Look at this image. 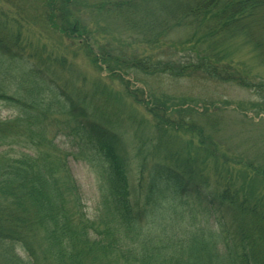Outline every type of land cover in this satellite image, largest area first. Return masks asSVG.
Segmentation results:
<instances>
[{"label": "trees", "instance_id": "trees-1", "mask_svg": "<svg viewBox=\"0 0 264 264\" xmlns=\"http://www.w3.org/2000/svg\"><path fill=\"white\" fill-rule=\"evenodd\" d=\"M4 1L56 36L72 58L34 45L30 28L1 11L0 105L13 114L0 119V264H264L261 157L229 163L212 131L185 119L193 111L168 106L145 82L198 76L264 94V79L252 81L227 52L242 43L264 67V0ZM99 17L159 49L189 34L194 55L160 60L126 51L131 44L99 36L105 30ZM77 53L104 67L121 92L101 77L77 74ZM261 104L255 109L264 114ZM128 132L138 174L131 192L124 172ZM59 136L101 171L102 192L90 216L69 151L55 143Z\"/></svg>", "mask_w": 264, "mask_h": 264}, {"label": "rangeland", "instance_id": "rangeland-1", "mask_svg": "<svg viewBox=\"0 0 264 264\" xmlns=\"http://www.w3.org/2000/svg\"><path fill=\"white\" fill-rule=\"evenodd\" d=\"M1 11L7 13L8 17L10 13L11 17L16 18L17 16L26 27L30 28L32 34H29L28 38L34 45H46L54 52L66 55L68 59L72 58V52L70 54L65 53V45L60 47L59 45L62 42H59L56 36L35 27L30 18L20 13L11 4L5 3L4 0H0V13ZM98 23L102 29L105 28L104 31L99 32V36L107 39L115 46H121L122 44L129 46L131 44L129 49H124L126 51L133 49H138L141 52L146 51L148 54H154L153 56L160 60L170 58L174 55L179 58L193 57L194 55V52L189 50L191 45L187 44L189 42H191L189 44L194 43L195 38H190L189 34L181 33L173 36L171 41L175 45L174 48L159 49L144 42L140 43L142 40L140 34L135 31L122 29L121 24H118L117 21H110L105 17H99ZM227 48V52L232 55L231 58L237 63H241V67H244V70L249 73V78L253 79L252 81L258 78L264 79V67H261L255 59H252L249 50L244 48L242 43H231ZM76 56L73 67L77 74L81 73V76L86 78V81H93L101 77L103 83L108 85V87L114 91L121 92L119 86L108 79L104 67H101L102 71H100L93 65H90V62L84 54L77 53ZM61 75L63 79L67 78L63 73ZM197 77L184 78L177 81L167 78L147 79L145 80L147 85L146 89L165 101L168 106H176V104H179L178 108L182 111H193L191 117L185 116V119L192 120L198 123V125L205 127L208 134L212 131V139L226 154L229 163H238L242 159L243 161H247L248 159L255 160L256 156H260L261 159L257 162L264 165V121L260 123V120H264V114L259 113L258 109H255L262 107L261 102L264 101V94H255L237 87L209 83ZM130 81L135 88H141L140 84L133 82L132 77ZM83 85L87 89L85 84ZM190 112L185 113L189 115ZM12 114L13 112L11 110L4 109L0 105L1 120L9 119ZM257 114L260 115L257 116ZM209 121L216 123L215 128L217 129L215 132H213L210 126L207 127L206 124ZM176 137H183L181 140L183 142L189 139L188 136L185 137L182 134ZM55 143L59 149L66 151H69L72 145L70 139L61 136L56 139ZM133 145V133L128 132L125 135L123 147L129 161V166L125 167L124 172L129 183L130 192L134 185H136L138 179L134 162L130 161L133 158ZM68 153L69 157L67 158V162L69 170L80 189L83 210L90 216L97 207L102 192L101 171L99 166L86 153H80L75 148H72ZM166 211L168 210H165L163 214ZM190 212L193 214L192 210ZM197 219L205 224L209 222L208 218L200 214H198Z\"/></svg>", "mask_w": 264, "mask_h": 264}]
</instances>
